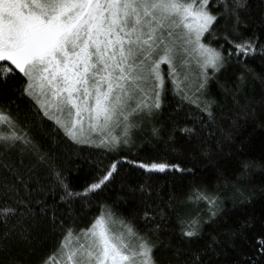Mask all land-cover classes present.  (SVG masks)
I'll return each mask as SVG.
<instances>
[{
  "label": "snow or ice",
  "instance_id": "1",
  "mask_svg": "<svg viewBox=\"0 0 264 264\" xmlns=\"http://www.w3.org/2000/svg\"><path fill=\"white\" fill-rule=\"evenodd\" d=\"M243 7L242 0H0V84L6 85L22 74L26 80L20 95L30 97L37 110L53 120L67 138L108 152L131 143L132 130L138 126L132 122L134 118L151 116L162 108L168 84L179 98L177 113L187 102L214 122L211 109L215 101L201 99L209 80L233 57L239 63L241 57L254 56L258 50L264 54V45L255 37L238 36L242 23L239 9ZM233 18L238 43L227 34L217 35L219 22ZM208 37L211 41L205 42ZM221 37L231 47H213L212 41ZM237 79L242 86L245 77ZM14 103L9 100L0 105V149L18 150L22 156L28 153L47 164L48 154L31 138L28 125L11 111ZM178 131L194 135L196 130L185 127ZM153 135H159V129L154 128ZM19 163L22 165L23 159ZM123 163L148 173L192 171L179 164L137 162L125 156L103 169V175L84 195L102 191L119 174L118 165ZM2 166L14 177L0 183V217L5 225L8 219L16 218L21 236L27 240L32 231L28 222L36 217V205L40 214H47L51 208L50 220L55 225L56 208L46 204L48 190L39 182L31 188V176L25 180L19 168ZM53 175L66 193L61 200L80 195L68 191L60 171L53 169ZM140 191L147 189L142 185ZM41 195L43 199H35ZM187 200L193 204L203 201L210 206L209 216L217 215L213 209L219 198L206 190L194 188ZM159 215L163 217L162 212ZM199 217L197 210L181 220L183 237L192 240L200 236ZM154 219L145 213V220ZM59 226L65 229L64 221ZM247 227L240 225L238 232ZM159 229L157 224L155 231ZM225 234L230 241L235 233ZM3 235L7 237L10 232ZM219 244L212 236L207 250L215 253ZM155 247L135 225L118 217L111 206L103 205L87 228H66L61 247L42 264H157ZM207 250L193 252L190 264H205L202 257ZM256 250L264 254V237L257 239ZM245 264H252L251 259Z\"/></svg>",
  "mask_w": 264,
  "mask_h": 264
},
{
  "label": "trees",
  "instance_id": "2",
  "mask_svg": "<svg viewBox=\"0 0 264 264\" xmlns=\"http://www.w3.org/2000/svg\"><path fill=\"white\" fill-rule=\"evenodd\" d=\"M242 2L238 36L255 37L259 45H264V0ZM233 22L234 18L221 20L217 35L227 34L238 43ZM219 45L231 47L222 37L212 41L213 47ZM241 75L245 77L242 86L237 79ZM25 80L18 74L6 85L0 84V105L15 102L11 111L28 125L29 135L49 159L42 164L34 155L0 149V183L14 179L3 164L19 168L25 180L31 176V188L39 182L48 190L46 204L55 206L57 222L53 225L50 220L51 208L47 214H40V206L36 205V217L28 222L32 225L31 235L24 240L16 218L8 219L5 225L0 217V264H42L57 253L66 228H87L103 205L111 206L118 217L130 221L141 235L150 238L156 245L153 255L157 264H190L192 253L207 250L212 236L220 244L215 253L207 250L202 257L205 264L217 260L220 264H245L247 259L252 264H264V254L256 250L257 239L264 237V54L259 50L254 56L241 57L239 63L233 57L209 80L201 99L215 101L211 109L214 122L187 102L177 113L179 98L168 84L162 108L149 116L146 127L129 145H121L115 152L76 144L67 138L53 120L37 110L30 97L20 95ZM185 127L194 128L195 134L178 131ZM154 128L159 129V135H153ZM125 156L137 162L179 164L192 171L148 173L123 163L118 165L119 174L102 191L84 195L88 186L103 175V169ZM29 169L34 170L30 173ZM53 169L62 173L68 191L80 195L61 200L66 193L56 183ZM142 185L146 192L140 191ZM197 187L219 197L220 208L216 216L200 225V236L189 240L181 234V211L183 202ZM145 213L155 219L145 220ZM60 221H64L65 229L60 228ZM157 224L160 229L155 231ZM242 224L248 227L238 232ZM6 231L10 232L7 237L3 235ZM226 232L235 233L230 241ZM221 252L223 255H218Z\"/></svg>",
  "mask_w": 264,
  "mask_h": 264
},
{
  "label": "rangeland",
  "instance_id": "3",
  "mask_svg": "<svg viewBox=\"0 0 264 264\" xmlns=\"http://www.w3.org/2000/svg\"><path fill=\"white\" fill-rule=\"evenodd\" d=\"M162 68H163L164 71L167 72L166 66H162ZM211 71L212 70L209 69V74H210ZM192 90L193 91L195 90L194 89V85L192 86ZM148 118H149V116L145 115V116H138V117L133 119L132 122L138 125L136 128H134L132 130L133 138H134L136 133H138L139 131L143 130L146 127V123L149 120ZM116 134L117 135L120 134V130L119 129L117 130ZM208 194H212V193H208ZM212 195H215V194H212ZM209 207L210 206L207 203L203 202V201L199 202L198 204H193V203L189 202L188 200H186L185 202H183L182 211H181L182 212L181 218L182 219L187 218L190 214H194L198 210L199 213H200V217L199 218L201 220V225H202L203 222H205L206 220L211 218L209 216V214H208ZM218 208H220V198H219V203L216 205V207L213 210L217 212ZM59 259L60 258L57 257V261H59ZM49 264H52V262L50 261Z\"/></svg>",
  "mask_w": 264,
  "mask_h": 264
}]
</instances>
